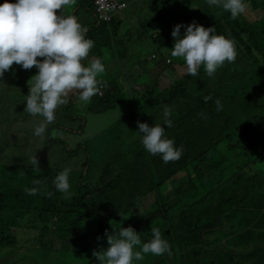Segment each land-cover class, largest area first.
<instances>
[{
  "label": "trees",
  "instance_id": "16d2710c",
  "mask_svg": "<svg viewBox=\"0 0 264 264\" xmlns=\"http://www.w3.org/2000/svg\"><path fill=\"white\" fill-rule=\"evenodd\" d=\"M153 1L152 15L167 20L151 37V53L156 59L147 61V54L140 56L143 61L136 55L128 59L130 51L103 34L105 24L90 27L86 37L94 41V47L97 39H106L104 55L128 61L124 69L135 60L142 62L145 70L154 66L162 71L175 63L185 65L182 59L170 56L173 26L196 21L206 28L214 26L217 33L232 39L235 60L225 62L211 77L201 67L197 76L186 74L161 91L151 79L156 89L149 93L151 83L146 80L142 83L146 93L130 99L134 109L127 124L116 119L101 127L103 121L97 120L99 129L89 135L93 138L77 146L84 152L85 171L75 173L69 167L70 195L66 200L57 199L55 175H31L29 181L24 180L23 166L10 159L5 144L0 150V264L31 263L32 250L24 236L29 229L50 233L53 217L60 223L48 246L52 249L59 240L55 252L62 264H92L90 254L107 247V235L127 226L140 233L142 242L151 239L150 228L156 227L170 244V254H146L133 264H264V0H247L245 12L236 18L218 6H209L207 0ZM92 4L93 0H75L76 15L93 16ZM180 31L183 34V27ZM36 71L29 69L28 76ZM142 74L134 79L147 78ZM116 79L113 77L108 86ZM0 81V123L6 126L22 120L26 124L30 115L23 111V75L6 71ZM118 99L115 93L106 92L85 102L86 110L92 114L93 108L99 107L95 109L99 113L108 101ZM216 100L222 105L219 110ZM165 105L172 120L165 134L183 147L180 158L167 163L146 151L139 136L134 139L131 133L138 135L136 118L150 126L162 123ZM61 114L68 124L82 120L71 116L68 108ZM62 127L67 126L62 123ZM81 128L79 124L68 130L78 134ZM52 129L46 130L39 143L43 151L65 145L48 136ZM234 163L248 170L242 177V189L236 192L231 178ZM138 171L146 175L142 177ZM80 177L83 181L78 183ZM34 180L39 184H33ZM33 187L36 194L29 195L25 189ZM152 193L155 199L149 209L143 207L141 216L125 208L142 206ZM110 207L106 216L99 211ZM114 208L122 213H115ZM139 249L136 245L134 250Z\"/></svg>",
  "mask_w": 264,
  "mask_h": 264
},
{
  "label": "clouds",
  "instance_id": "9594fccd",
  "mask_svg": "<svg viewBox=\"0 0 264 264\" xmlns=\"http://www.w3.org/2000/svg\"><path fill=\"white\" fill-rule=\"evenodd\" d=\"M125 3L128 6L129 2ZM74 4L75 0H0V77H3L6 71L13 70L23 75L26 93L23 111L30 116L41 118L34 126V135L42 140L47 134L48 126L56 119L55 111L60 107L57 110L58 114L68 108V106L63 108L62 105L68 103L70 91L76 90L79 100L88 102L93 97L100 98L106 92H111L113 85L111 83L108 86V83L97 80L98 75L104 72V64L100 58L104 60L110 58L98 49V46L106 49L107 40L97 39L96 47H94V41L85 35L88 30L83 29L81 18L76 15V8L73 7ZM207 4L222 8L232 18L242 15L248 6L247 0H207ZM92 9V18L98 26L106 25L103 33L105 36H113L112 33L120 31L114 22L117 19L116 16L125 9L110 18L100 16L93 4ZM182 27L183 34L180 31ZM148 32L147 27L144 33L139 34L137 31V34L146 37ZM170 35L174 38L173 46L169 48L170 56L182 59L186 66V74L191 76H197L198 70L203 67L206 75L211 77L225 62L234 61L237 55L234 41L224 34L217 33L214 26L206 28L196 21L187 24L181 22L173 26ZM153 36L154 32L150 35V39ZM144 54H148L147 61L155 58L151 52ZM90 57L96 58L86 63ZM139 58L143 61L141 57ZM16 64L21 69L16 68ZM134 64H136L135 60ZM29 69L37 71L34 75L28 76ZM162 72L167 73L165 70ZM0 83L3 82L0 81ZM98 90H101V95L98 94ZM215 104L217 110L222 107L219 100H216ZM169 115L170 110L165 105L162 123H153L150 126L138 121L136 131L144 149L152 155L158 154L165 163L179 159L183 152V147L177 146L174 140L165 134V127L172 126ZM84 122V118L78 123L62 122L67 127H62V123L55 122L51 128L56 127L57 130L71 133L68 129L81 124L83 126L80 133H71L77 136L87 133ZM50 137L52 140L64 142L69 147L66 141L56 139L52 135ZM31 163L38 167L35 156L32 157ZM70 171L71 169L64 168L58 171L53 179L56 190L65 195H70L68 179ZM247 172L248 170H242L238 163H234L231 174L233 192L242 189V177ZM33 184H39V180H34ZM25 191L29 195H35L37 189L26 188ZM52 220L54 224L50 227V233L45 229L42 231L29 229L24 236L23 240L27 241V247L32 250L31 263L62 264L63 262L55 252L59 248V240H56L52 249L49 250L48 243L52 238V232L56 231L60 223L58 217H53ZM150 232L151 239L142 242L140 233L132 226L119 227L118 230L107 235L106 248L98 252L93 251L92 256L90 254L92 264H133V260H143L146 254L155 256L170 254V244L163 238L160 230L151 227ZM73 238L75 236L70 237V239ZM136 245H140L139 250H134ZM81 252L84 250L81 249Z\"/></svg>",
  "mask_w": 264,
  "mask_h": 264
},
{
  "label": "rangeland",
  "instance_id": "374dc122",
  "mask_svg": "<svg viewBox=\"0 0 264 264\" xmlns=\"http://www.w3.org/2000/svg\"><path fill=\"white\" fill-rule=\"evenodd\" d=\"M153 2V0H135L129 3L127 2L128 7L123 11L121 16H126L129 24L126 21H123L120 31L112 33L113 36H106L107 40H109L110 42H117L121 44L123 42L126 43V41L129 40L127 39V37L130 32L134 33V36L136 38L138 37L137 30L139 31V34H142L144 33V30L147 27L149 28V32L146 34V37H148L146 38V41H142L139 47H127V51H130L128 59H132L130 58V55H137L138 57H140V55L144 53H150L153 47L150 35L155 30H161V26H164L167 23V20H165L163 15L158 18L152 15L154 14L152 13V8L154 6ZM133 4L137 8H135ZM66 7L68 9L70 8L69 6ZM174 10H176V8H174ZM150 15L152 17H149ZM79 17L81 18L82 26L85 31L92 26L98 27V23H96V21L92 18L93 16H87L81 13ZM94 21L95 25H92ZM98 49L103 51L104 54H106L105 48L98 46ZM113 49L115 50L114 46ZM147 57L148 54L146 55V59ZM93 58L96 57L88 58L86 60V63L90 62V60ZM100 59L104 64V72L98 75L97 80H103L104 82L109 83V81L113 77L117 76V79L112 82L113 85L111 87V92L115 93L116 97L119 98V101H108L104 107L102 106L103 110L105 109L104 111L96 113L95 109L99 108L97 107L93 108L92 114H88L86 110V104L85 102L79 100L77 91H70L68 93V103L62 106L63 108L68 106V112L71 116H79L85 119V131H87V133H82L80 135L74 136L73 134L68 133L65 130H57V128L55 127L50 131L49 134V137L52 135L56 139L66 141V144H68L69 147H67L66 145H53L48 151L42 150L41 145L39 144L42 139L34 135V126L36 125V123L39 122V120L41 119L40 117L30 116L27 119L26 124H24L22 120L15 124L14 122H11L6 126H3L2 122L0 123V133L3 132L5 135V137L0 138V150L5 144L8 145L9 155L12 157L10 159L16 161V163H19L23 166V173L26 177L24 178V180L29 181L31 175H41L44 177L56 175L58 171L64 168H69L70 166L74 168L73 170L75 173L82 172L83 174L85 171L84 164L86 160L84 161V152L78 149L77 146L83 140L93 138L91 137L93 134L91 136L89 135L94 129H99V127H97V120L103 121L101 127L104 125L105 122L108 121L110 124L116 119H119L122 123L127 124V122H129V119L131 118L134 109V106L130 101L131 97L141 96L146 93L144 86H142L143 82L148 80L151 83V89L149 91L150 93L156 89L155 83L151 82V79L157 82L158 89L161 91L167 86H169L174 79H179L186 75V66L181 63H175L171 68H169V70H165L167 73L172 74L170 75L165 72H162L158 67L154 66L149 70H145L143 67V63L136 61V64L131 62L128 66V69H124L123 65L128 64V61H122L117 57V55H115V58H112L111 60L110 58H106L105 60L102 58ZM16 68L21 69L19 65H17ZM133 68L135 69L132 71ZM142 72L143 74L141 77L147 78H143V80H141V78L135 80L134 78ZM132 73H134L133 76ZM57 110L55 111L56 119L48 126L47 129H49L53 124H55V122H64V116L61 114V112L57 114ZM1 117L2 116H0V118ZM136 121L144 122V120H140L138 118H136ZM131 133L134 139H137V136H139L135 135L132 130ZM199 145L203 144L199 142ZM34 156L38 161V167H35L31 163V159ZM98 166L100 167L99 164ZM137 173L142 177L146 175L143 173V171H138ZM80 181H83L82 178L78 180V183ZM82 185L84 186L85 183L82 182ZM47 191L48 189H45V192ZM83 192L85 193V190ZM68 196L69 195H65L59 192L57 199L58 201L66 200ZM152 199H155L154 193H152L150 197L146 198L143 201L142 206H131L129 208H125L129 211H132L134 216H141L144 211L143 207L149 209V203L152 201ZM131 202L132 201H130V203ZM111 208L113 207H110L107 210L99 208V211L104 216H106L108 210ZM114 210L115 213H122V209L114 208ZM105 229L108 230L111 229V227H106ZM222 240L226 241L224 238ZM82 241L83 240L80 239L79 243H82ZM3 251L5 253V249H3ZM246 263L248 264L249 262ZM26 264L34 263H30L27 261Z\"/></svg>",
  "mask_w": 264,
  "mask_h": 264
},
{
  "label": "built area",
  "instance_id": "2783aa9c",
  "mask_svg": "<svg viewBox=\"0 0 264 264\" xmlns=\"http://www.w3.org/2000/svg\"><path fill=\"white\" fill-rule=\"evenodd\" d=\"M95 11L106 18H110L123 11L127 4L120 0H93ZM98 94L101 95V90H98Z\"/></svg>",
  "mask_w": 264,
  "mask_h": 264
},
{
  "label": "crops",
  "instance_id": "0c3cea01",
  "mask_svg": "<svg viewBox=\"0 0 264 264\" xmlns=\"http://www.w3.org/2000/svg\"><path fill=\"white\" fill-rule=\"evenodd\" d=\"M122 1L127 2V0H122ZM121 14L116 16L117 19L114 22V24L118 25V27L120 29H121V25H122L123 21H126L128 23L126 16L123 17V16H121ZM137 36L138 37L135 38L134 33L130 32L128 37H127V39H129V40H127L126 43L118 44V47H123V46H127V47L128 46H132V47L136 46V47H139L141 45L142 41H146L147 40L146 37H143L142 35L137 34Z\"/></svg>",
  "mask_w": 264,
  "mask_h": 264
}]
</instances>
